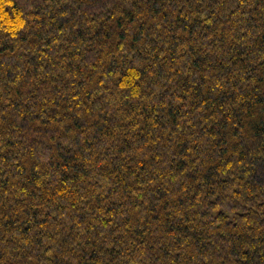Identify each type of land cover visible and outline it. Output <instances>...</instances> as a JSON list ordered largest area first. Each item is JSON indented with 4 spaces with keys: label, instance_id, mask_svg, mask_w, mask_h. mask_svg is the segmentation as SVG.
<instances>
[{
    "label": "trees",
    "instance_id": "16d2710c",
    "mask_svg": "<svg viewBox=\"0 0 264 264\" xmlns=\"http://www.w3.org/2000/svg\"><path fill=\"white\" fill-rule=\"evenodd\" d=\"M0 264H264V0H0Z\"/></svg>",
    "mask_w": 264,
    "mask_h": 264
}]
</instances>
